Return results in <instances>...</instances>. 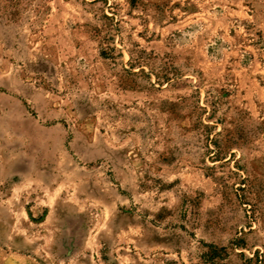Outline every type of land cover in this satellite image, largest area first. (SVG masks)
<instances>
[{
    "label": "rangeland",
    "instance_id": "1",
    "mask_svg": "<svg viewBox=\"0 0 264 264\" xmlns=\"http://www.w3.org/2000/svg\"><path fill=\"white\" fill-rule=\"evenodd\" d=\"M0 264H264V0H0Z\"/></svg>",
    "mask_w": 264,
    "mask_h": 264
}]
</instances>
